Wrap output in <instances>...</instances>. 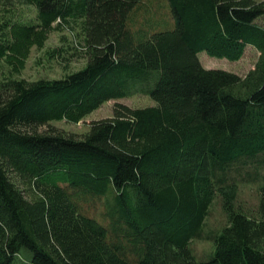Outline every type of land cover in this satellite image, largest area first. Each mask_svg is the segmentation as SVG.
<instances>
[{"label":"trees","instance_id":"1","mask_svg":"<svg viewBox=\"0 0 264 264\" xmlns=\"http://www.w3.org/2000/svg\"><path fill=\"white\" fill-rule=\"evenodd\" d=\"M141 1L0 0V264H264V184L254 212L236 203L241 170L264 155V0H167L174 28L134 44ZM73 22L83 68L21 78L31 49ZM247 46L259 59L243 79L197 58L235 62ZM138 86L154 106L116 103L81 135L49 125ZM85 196L107 198L108 226ZM216 197L226 225L199 261L190 243Z\"/></svg>","mask_w":264,"mask_h":264},{"label":"rangeland","instance_id":"2","mask_svg":"<svg viewBox=\"0 0 264 264\" xmlns=\"http://www.w3.org/2000/svg\"><path fill=\"white\" fill-rule=\"evenodd\" d=\"M22 17H32L33 9L31 7H19ZM257 24L264 28V16L256 20ZM129 32L134 44L143 41L144 38L154 31L172 30L174 20L167 0H143L138 3L135 10L132 11L129 19ZM83 36L80 29V22L71 23L68 28H62L58 31L50 32L45 46L37 50L32 48L25 67L20 74L21 78L28 81L37 79H60L66 74L81 70L85 65V57L79 47L83 46ZM78 49H76V48ZM55 51V52H53ZM59 51V53L57 52ZM197 58L205 69L222 70L236 74L243 79L252 71L259 59V52L251 46H247L242 57L235 62L227 59H218L206 55L204 52L197 54ZM154 81H157V72L154 73ZM140 87L130 90V93L123 98L110 100L101 105L100 108L91 112L85 119L77 124H69L65 121L50 122V126L64 130L68 133L77 135L84 134L87 131L88 124L94 120L110 118L112 110L116 103H120L132 108L154 106L155 103L146 93L139 92ZM136 90V91H135ZM46 127L40 128L44 130ZM257 161L248 163L241 170V176L238 177V194L236 203L245 211L254 212L259 200V187L264 184V162L258 165V162L264 160V155H260ZM261 164V163H260ZM257 176L247 179L245 175L248 172L255 173ZM236 166L234 167V169ZM232 170L233 175H237ZM111 200V198H109ZM106 197L91 198L85 196V199L79 201L85 215L94 218L99 224L108 226L109 218L106 217ZM226 225V217L221 209V203L216 197L208 210L205 218L201 238H195L190 243L195 258L199 261H207L213 256L212 236L223 226Z\"/></svg>","mask_w":264,"mask_h":264}]
</instances>
